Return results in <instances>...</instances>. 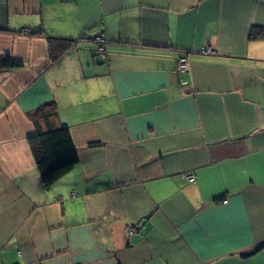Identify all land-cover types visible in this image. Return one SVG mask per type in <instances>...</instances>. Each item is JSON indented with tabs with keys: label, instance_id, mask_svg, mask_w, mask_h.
Listing matches in <instances>:
<instances>
[{
	"label": "crops",
	"instance_id": "obj_1",
	"mask_svg": "<svg viewBox=\"0 0 264 264\" xmlns=\"http://www.w3.org/2000/svg\"><path fill=\"white\" fill-rule=\"evenodd\" d=\"M254 28L264 0H0L22 64L0 70V264H264ZM48 102L79 162L45 189L27 138Z\"/></svg>",
	"mask_w": 264,
	"mask_h": 264
},
{
	"label": "trees",
	"instance_id": "obj_2",
	"mask_svg": "<svg viewBox=\"0 0 264 264\" xmlns=\"http://www.w3.org/2000/svg\"><path fill=\"white\" fill-rule=\"evenodd\" d=\"M250 39H264V29H252ZM49 44L52 58L57 59L73 46L74 41L50 38ZM19 66L22 64L15 62L10 55L0 56V70ZM57 114V105L54 102L45 103L30 114L35 132L27 138V142L39 168L41 184L45 189H50L59 179L71 172L79 162L78 149L71 130L66 125L56 123Z\"/></svg>",
	"mask_w": 264,
	"mask_h": 264
},
{
	"label": "built area",
	"instance_id": "obj_3",
	"mask_svg": "<svg viewBox=\"0 0 264 264\" xmlns=\"http://www.w3.org/2000/svg\"><path fill=\"white\" fill-rule=\"evenodd\" d=\"M96 40H97V42H99L98 54L101 55L102 57H106V48H105L104 36L99 35V36H97ZM202 52L205 53V54L215 53L211 48L204 49V50H202ZM179 69L182 70V71H187L189 69L188 56L183 55L180 58V67H179ZM185 178L189 182H192V183H195V181H196V176L194 174H186ZM128 233L132 234L133 233V229H129Z\"/></svg>",
	"mask_w": 264,
	"mask_h": 264
}]
</instances>
